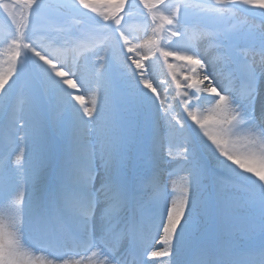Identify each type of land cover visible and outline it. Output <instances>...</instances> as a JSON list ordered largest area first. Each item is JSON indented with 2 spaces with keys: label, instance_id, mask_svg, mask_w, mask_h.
Wrapping results in <instances>:
<instances>
[{
  "label": "snow or ice",
  "instance_id": "snow-or-ice-1",
  "mask_svg": "<svg viewBox=\"0 0 264 264\" xmlns=\"http://www.w3.org/2000/svg\"><path fill=\"white\" fill-rule=\"evenodd\" d=\"M0 55V264H264V0H0Z\"/></svg>",
  "mask_w": 264,
  "mask_h": 264
},
{
  "label": "rangeland",
  "instance_id": "rangeland-1",
  "mask_svg": "<svg viewBox=\"0 0 264 264\" xmlns=\"http://www.w3.org/2000/svg\"><path fill=\"white\" fill-rule=\"evenodd\" d=\"M240 19L243 20L244 17L241 16ZM248 20H249V22H251V18H248ZM130 24H131V27L133 28V30L137 34H139L141 36L143 35L144 24H143L142 18L137 17V18L133 19L132 21H130ZM200 47L202 50L206 51V54H208V55L214 54V49L210 46V44L207 41L200 42ZM4 60H6V57L3 55H0V69H6L7 68V64L3 63ZM175 71L177 72L178 76H180L182 78L183 75L187 74V67L184 66L183 62H176ZM164 78L165 77L163 75H160L161 80H163ZM169 79H170V77H169ZM85 100L87 102L88 97H85Z\"/></svg>",
  "mask_w": 264,
  "mask_h": 264
},
{
  "label": "bare ground",
  "instance_id": "bare-ground-1",
  "mask_svg": "<svg viewBox=\"0 0 264 264\" xmlns=\"http://www.w3.org/2000/svg\"><path fill=\"white\" fill-rule=\"evenodd\" d=\"M184 175V173H178L177 176L174 177V179L176 180V183H177V187H179L181 185V177ZM169 190H171V182L169 183ZM45 254L44 253H41V252H36L35 253V257L36 258H40L42 256H44Z\"/></svg>",
  "mask_w": 264,
  "mask_h": 264
}]
</instances>
